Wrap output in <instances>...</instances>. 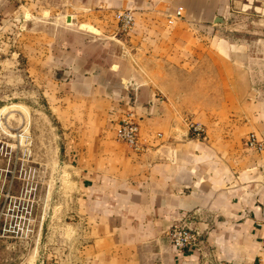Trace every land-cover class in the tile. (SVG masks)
<instances>
[{
  "label": "crops",
  "instance_id": "crops-1",
  "mask_svg": "<svg viewBox=\"0 0 264 264\" xmlns=\"http://www.w3.org/2000/svg\"><path fill=\"white\" fill-rule=\"evenodd\" d=\"M122 10L135 19L127 40ZM63 11L69 63L44 48L46 87L92 224L87 264H264V0H70ZM131 113L138 150L117 140ZM252 134L262 151L247 147ZM175 225L197 231L200 250H176Z\"/></svg>",
  "mask_w": 264,
  "mask_h": 264
},
{
  "label": "rangeland",
  "instance_id": "rangeland-1",
  "mask_svg": "<svg viewBox=\"0 0 264 264\" xmlns=\"http://www.w3.org/2000/svg\"><path fill=\"white\" fill-rule=\"evenodd\" d=\"M49 4L58 6L50 10ZM69 4L0 0V264H87V246L95 240L67 153L69 140L54 119L55 99L46 87L53 82L54 53L44 48L63 52L60 68L69 63L70 32L59 25ZM236 16L245 23L244 13ZM118 24L127 40L134 28L122 32ZM222 33L229 40L230 28ZM226 52L221 71H230ZM208 66L205 71H215Z\"/></svg>",
  "mask_w": 264,
  "mask_h": 264
},
{
  "label": "built area",
  "instance_id": "built-area-1",
  "mask_svg": "<svg viewBox=\"0 0 264 264\" xmlns=\"http://www.w3.org/2000/svg\"><path fill=\"white\" fill-rule=\"evenodd\" d=\"M177 16H181L178 12ZM116 19L122 25V32H131L135 26L133 13L127 10L118 11ZM191 129L200 136L203 129L200 125H190ZM117 140L121 143L129 145L131 148L138 150L139 146V125L133 113L126 115L121 121L117 130ZM247 147L254 151H262L263 145L256 135H250L247 141ZM169 238L172 246L180 252H188L191 250H200L202 236L195 230L175 225L169 232Z\"/></svg>",
  "mask_w": 264,
  "mask_h": 264
}]
</instances>
